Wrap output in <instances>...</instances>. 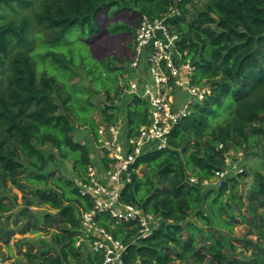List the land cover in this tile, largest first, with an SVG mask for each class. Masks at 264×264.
I'll list each match as a JSON object with an SVG mask.
<instances>
[{"label": "trees", "instance_id": "obj_1", "mask_svg": "<svg viewBox=\"0 0 264 264\" xmlns=\"http://www.w3.org/2000/svg\"><path fill=\"white\" fill-rule=\"evenodd\" d=\"M102 13L164 17L190 60L191 84L208 89L167 145L136 161L121 192L122 203L159 219L153 233L131 242L134 223L97 214L126 247L121 264H264V0H0V248L16 249L14 264L96 262L75 245L79 213L93 210L76 186L86 181L88 141L101 125L123 123L132 137L148 122L144 100L129 97L122 111L123 64L82 50L101 33ZM109 32L134 35L120 23ZM228 152L258 158L260 169L204 187Z\"/></svg>", "mask_w": 264, "mask_h": 264}, {"label": "built area", "instance_id": "obj_2", "mask_svg": "<svg viewBox=\"0 0 264 264\" xmlns=\"http://www.w3.org/2000/svg\"><path fill=\"white\" fill-rule=\"evenodd\" d=\"M178 42L179 37L169 32L164 17L145 18L139 23L128 69L118 85L123 94L146 101L148 122L132 137L126 135L121 123L99 126L92 157H98L100 165L91 162L90 156L86 181H76L79 192L91 198L93 210L79 213V235L75 245L83 247L95 259L94 264H121L126 248L98 226V213L107 214L115 223H134L138 232L131 242L151 235L157 228L159 219L122 203L121 192L131 181V169L136 161L147 152L165 147L172 127L188 114L190 104L202 101L208 94L207 87L191 84L193 68L190 60L179 51ZM175 90L184 95V103L179 106L173 99ZM232 156L241 154L228 152L224 170L216 171L213 178L204 181V187H215L227 178L234 167L229 161ZM189 181L193 183L195 179Z\"/></svg>", "mask_w": 264, "mask_h": 264}, {"label": "rangeland", "instance_id": "obj_3", "mask_svg": "<svg viewBox=\"0 0 264 264\" xmlns=\"http://www.w3.org/2000/svg\"><path fill=\"white\" fill-rule=\"evenodd\" d=\"M99 27L101 29V33H99L97 36L90 38L88 40V49L85 47L82 50L86 52L87 54L91 53V56L94 60L100 61L104 60L105 58H110L114 61L115 65L123 64L124 69H128V60L131 53V45L133 42L134 35L130 32H123V33H110L109 30L112 28L113 24H124L131 28L132 31H136V27L138 24L142 21V18L138 14H121L116 16L115 18H110L107 16L106 13H102L97 18ZM41 37V41H39L37 45V51H45L46 46L43 45L41 42L43 40H46L45 34H39ZM45 47V48H44ZM75 49H78L79 47L77 45H74ZM90 48V49H89ZM108 79L112 80L115 77L114 73L106 74ZM134 76L132 75L131 78ZM173 99L175 101L176 106L181 105L184 103V95H182V92L179 90H175L173 92ZM129 101V96L122 93V100L119 103L122 111L124 113V104ZM123 117V116H122ZM98 117H96V121H98ZM123 122V120H122ZM123 124V123H121ZM124 127V125H123ZM84 132V131H83ZM87 138L88 136H84ZM88 148L89 153L91 156V162L100 165L99 164V158L98 157H92V154L96 151L95 148V141L89 140L88 141ZM231 166H234L231 168L227 174V178L232 176H237V173L241 172L242 170L248 171L251 168L258 167L260 169V162L258 158L251 157L249 160H247L244 156H232L230 158ZM59 167L62 169V171L69 177L74 179V175L71 171V164L68 162H62ZM250 182V179H246V183L248 184ZM12 194L17 195V202L20 204V196L21 194L18 193L16 190H12ZM45 209L40 210H33L36 213H41ZM244 233V230L242 227H238L236 229V236H240ZM29 239H33L34 236L27 235ZM20 236L16 235L14 239L11 240V244H13V241L16 239H19ZM24 250V247H23ZM16 249L13 248V251L11 253L6 252L4 248H0V264H14L16 260Z\"/></svg>", "mask_w": 264, "mask_h": 264}, {"label": "water", "instance_id": "obj_4", "mask_svg": "<svg viewBox=\"0 0 264 264\" xmlns=\"http://www.w3.org/2000/svg\"><path fill=\"white\" fill-rule=\"evenodd\" d=\"M81 137L79 135H76L75 138H74V143L76 144H81Z\"/></svg>", "mask_w": 264, "mask_h": 264}]
</instances>
